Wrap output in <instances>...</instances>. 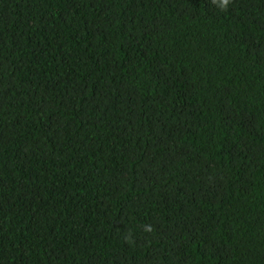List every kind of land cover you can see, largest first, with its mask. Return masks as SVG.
I'll list each match as a JSON object with an SVG mask.
<instances>
[{"label":"trees","instance_id":"1","mask_svg":"<svg viewBox=\"0 0 264 264\" xmlns=\"http://www.w3.org/2000/svg\"><path fill=\"white\" fill-rule=\"evenodd\" d=\"M0 264H264V0H0Z\"/></svg>","mask_w":264,"mask_h":264},{"label":"clouds","instance_id":"2","mask_svg":"<svg viewBox=\"0 0 264 264\" xmlns=\"http://www.w3.org/2000/svg\"><path fill=\"white\" fill-rule=\"evenodd\" d=\"M212 3L219 7L222 11H227L232 0H212Z\"/></svg>","mask_w":264,"mask_h":264}]
</instances>
